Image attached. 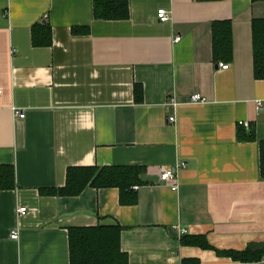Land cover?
Segmentation results:
<instances>
[{"label": "crops", "instance_id": "obj_1", "mask_svg": "<svg viewBox=\"0 0 264 264\" xmlns=\"http://www.w3.org/2000/svg\"><path fill=\"white\" fill-rule=\"evenodd\" d=\"M92 10L93 0H0V168L14 172L0 188V264H70L68 229L96 226L121 228L129 264H264L217 254L264 245V80L252 50L264 2L128 0L117 21ZM218 22L231 26L228 61L214 59ZM36 24L51 28L50 46L33 45ZM195 93L204 101L189 102ZM239 122L253 141L237 137ZM77 167L144 172L122 192L44 193ZM169 169L176 190L159 180ZM176 228L211 249L182 244Z\"/></svg>", "mask_w": 264, "mask_h": 264}, {"label": "trees", "instance_id": "obj_2", "mask_svg": "<svg viewBox=\"0 0 264 264\" xmlns=\"http://www.w3.org/2000/svg\"><path fill=\"white\" fill-rule=\"evenodd\" d=\"M264 0H252L261 2ZM94 19L96 21H117L128 18V0H93ZM81 30L74 28L72 34H80ZM87 33V32H85ZM51 28L36 24L32 28L31 41L35 47L50 46ZM253 76L257 80H264V19L253 20ZM213 54L216 61H228L231 58V26L229 22H218L213 25ZM134 95L141 97V88L134 87ZM139 101V99H138ZM238 128L237 137L243 141H253L252 130L249 132ZM260 178L264 180V142L259 143ZM65 186L61 189H49L44 193L54 196H77L87 186L96 188H118L119 191L130 190L140 184L138 176L144 172L141 168L106 167V168H68ZM14 172L11 167L0 168V188L6 189L13 184ZM121 228L118 226H96L94 228H69V263L70 264H129L126 254L120 249ZM182 244L196 245L204 250L211 246L203 237L195 236L188 240L186 236L180 238ZM217 254L226 255L235 262L253 263L264 256V245L253 244L239 252L225 251Z\"/></svg>", "mask_w": 264, "mask_h": 264}, {"label": "built area", "instance_id": "obj_3", "mask_svg": "<svg viewBox=\"0 0 264 264\" xmlns=\"http://www.w3.org/2000/svg\"><path fill=\"white\" fill-rule=\"evenodd\" d=\"M169 18H170L169 13L165 9L160 8V10H158L157 13H156V19L158 20L159 23L160 22H167L169 20ZM179 40H180L179 37H175L174 41H179ZM219 65L221 66V69H223V70H226L229 67V65H222V64H219ZM201 101H204V99L202 98L201 95H199L197 93L192 94L191 98L189 100V102H201ZM259 107H260V103L257 102L256 103V108L258 110L260 109ZM14 114H15V117H17V118H24V116H25V114H23L22 111H18V112L16 111ZM168 122L169 123H174L175 122V118L174 117H169L168 118ZM239 125L248 128V124L239 122ZM159 180L162 183H168L171 186L172 190H176V188H177V184H176V169L164 170V172L160 174ZM24 213H25V209H23V208L18 209V211H17V215H19V216L24 215ZM176 230H177V233L180 236L185 233V230H183V229L179 230L178 228H176ZM17 237H18V232L17 231H12L11 234H10V238L12 240H16Z\"/></svg>", "mask_w": 264, "mask_h": 264}]
</instances>
